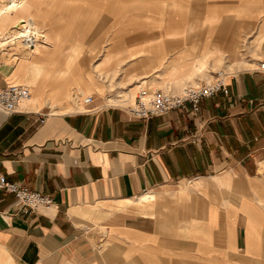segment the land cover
Returning a JSON list of instances; mask_svg holds the SVG:
<instances>
[{"label": "crops", "instance_id": "0c3cea01", "mask_svg": "<svg viewBox=\"0 0 264 264\" xmlns=\"http://www.w3.org/2000/svg\"><path fill=\"white\" fill-rule=\"evenodd\" d=\"M28 3L51 42L1 50L0 87L31 96L0 109V171L53 204L26 213L0 189V264H264V0ZM15 19L1 13L0 28ZM220 69L228 94L197 119L105 104ZM76 86L94 99L82 110Z\"/></svg>", "mask_w": 264, "mask_h": 264}, {"label": "built area", "instance_id": "2783aa9c", "mask_svg": "<svg viewBox=\"0 0 264 264\" xmlns=\"http://www.w3.org/2000/svg\"><path fill=\"white\" fill-rule=\"evenodd\" d=\"M43 34L40 32L16 38L22 43L25 49L34 50L37 45L42 43ZM258 68L264 71V62L258 63ZM227 75L224 71H219L215 77L203 81L196 85H187L180 92H173L171 89H153L147 86L140 87L135 97L134 105L128 107V113L138 119H151L163 116L175 110L184 112L188 117L197 119L201 109V103L213 98L218 93L228 94ZM80 94H76L72 99H79ZM31 96L28 87L22 84H8L0 87V109L8 115L16 113L19 108ZM82 97V96H81ZM80 100H77L79 102ZM94 101L91 95L82 98L83 105H89ZM41 122H44L48 114L41 115ZM193 143L200 142V136L196 133L191 134ZM0 189L13 194L23 205L26 213H32L40 207H49L53 204L50 196L29 189L27 186L8 181L0 171Z\"/></svg>", "mask_w": 264, "mask_h": 264}, {"label": "rangeland", "instance_id": "374dc122", "mask_svg": "<svg viewBox=\"0 0 264 264\" xmlns=\"http://www.w3.org/2000/svg\"><path fill=\"white\" fill-rule=\"evenodd\" d=\"M22 1H25V3H27L28 4V1L29 0H18L17 2L18 3H20V2H22ZM5 4H11V2H10V0H1L0 1V6H2V7H4L5 6ZM26 4V5H27ZM25 5V6H26ZM1 7V8H2ZM29 9V8H28ZM28 9L24 12V11H22V9H16L15 7H13V9L12 10H14L13 11V13L14 14H16L17 16H15V18H17V19H15L14 21H13V26L12 27H10L8 30H6V31H4V29H1L0 28V35L2 34V35H4L5 34V32H7V34H6V36L3 38V39H0V59L1 60H4V57L7 55L6 54V50H4V51H1L2 50V48L5 46V45H7V46H9V45H12V44H14L13 46H16V47H19V48H22L23 49V45H22V43L20 42V40L19 41H17V40H11L12 38H14V39H16L15 37H17L18 36V32H24L25 30H26V25H27V23H20L21 22V20H25L26 22H29L26 18H27V15H26V13L28 12ZM23 14H25V16L23 15ZM18 21H20V22H18ZM20 23V24H19ZM29 23H31L32 24V29L33 28H35V31L36 32H40V34H43L44 32H43V30H42V27H41V25L40 24H37V23H35V22H29ZM23 25V26H22ZM16 27V28H15ZM11 32H13V33H11ZM37 34V33H36ZM12 35V36H11ZM45 35H46V38H43L44 40L45 39H47V42L48 41H50L51 42V40H49L48 39V35L46 34V32H45ZM9 38V39H6V38ZM12 37V38H11ZM10 42H9V41ZM260 40L259 39H257V40H255L254 42H253V44H255V43H258ZM45 46H47L46 44H45ZM44 49L43 48V46L42 45H37L36 46V48L35 49ZM17 56V55H16ZM8 58H10V62H17V60L15 59L16 57H15V55H8L7 56ZM78 57H79V55H78ZM51 61V60H50ZM36 65V64H35ZM202 65H204V64H202ZM201 65V66H202ZM219 71H224L225 73H226V75H227V77H228V73H227V71L226 70H223V69H220V70H215L212 74H211V76L210 77H208L207 79H204L203 81H207V80H209V79H212L213 77H215V75L219 72ZM47 76V75H46ZM193 84H188V85H196V83L195 82H192ZM197 84H199V83H197ZM144 86H147V87H150V88H153V89H160V86L161 85H158V84H149V83H146ZM144 86H141V87H144ZM187 85H185V86H183L182 87V89L184 88V87H186ZM181 88H180V90L178 91V92H180L181 90H182ZM138 91H139V87H136L133 91H131L129 94H124L123 95V97L122 98H115V97H110V99H112V100H110V101H106V103L105 104H107V105H124L125 107H131V106H133L134 105V102H135V97H136V95H137V93H138ZM76 94H80L78 97H79V99H72L73 98V96L74 95H76ZM82 96V97H81ZM87 96H89V93H87V92H85L83 89H81L79 86H76L74 89H72L70 92H69V94H68V103L69 104H71L73 107H72V109H74V110H76L75 109V107L78 105V104H81V105H78V106H80V110H82L84 107H83V104H82V98H85V97H87ZM114 99H122V101H114ZM77 100H80L79 102H77ZM25 103V102H24ZM76 105V106H75ZM75 106V107H74Z\"/></svg>", "mask_w": 264, "mask_h": 264}, {"label": "bare ground", "instance_id": "6f19581e", "mask_svg": "<svg viewBox=\"0 0 264 264\" xmlns=\"http://www.w3.org/2000/svg\"><path fill=\"white\" fill-rule=\"evenodd\" d=\"M1 1V0H0ZM18 0H10V2H11V4H5V6L4 7H2L1 9H0V14L1 13H9V14H13L14 16H17L16 14H14L13 13V11L14 10H12L13 9V7H15L16 9H22V11H26L30 6H29V3L27 4V3H25V1H22V2H20V3H18L17 2ZM27 4V5H26ZM26 5V6H25ZM14 18V17H13ZM12 18V19H13ZM18 22H20V21H18ZM20 23H27V25H26V30L23 32H18L19 34H18V36L17 37H15V38H20V37H24V36H26V35H32L33 33H37L36 31H35V28H33L32 29V24L31 23H29V22H26L25 20H21V22ZM19 23V24H20ZM23 26V25H22ZM16 28V27H15ZM45 44L46 43H44L43 44V46H45ZM39 49V48H38ZM193 73V72H192ZM191 75V74H190ZM27 101V100H26ZM29 103V102H28ZM78 105H81V104H78ZM74 106L75 107V109H80V106ZM145 199H149V197L148 196H146L145 197Z\"/></svg>", "mask_w": 264, "mask_h": 264}]
</instances>
